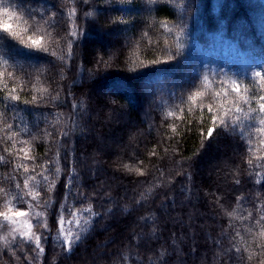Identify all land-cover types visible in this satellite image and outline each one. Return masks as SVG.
Wrapping results in <instances>:
<instances>
[{"label":"trees","instance_id":"1","mask_svg":"<svg viewBox=\"0 0 264 264\" xmlns=\"http://www.w3.org/2000/svg\"><path fill=\"white\" fill-rule=\"evenodd\" d=\"M6 3L0 0V7ZM248 5L247 0H156L153 4L24 0L36 15L21 26L29 28L27 34L50 32L59 40L49 42L50 52L57 55L25 48L0 32V58L7 62L0 63V72L7 67L14 73L21 96L13 110L0 104V122L7 120L20 130V139L36 137L32 141L36 164H44L56 181L50 194L54 201L48 212L50 225L65 196L73 211L91 205L97 213L94 217L83 213L91 219V228L82 233L84 238L71 253L54 238V229L42 261L34 264H260L264 260V249L257 247L261 241L248 231L259 228L256 221L264 212V160L256 159L264 156L259 143L264 137L256 133L249 152L230 131L217 128L211 139L201 135V129L210 126L206 105L220 88L218 80L227 86L235 79L241 94L248 88L264 95V80L254 75L259 71L264 76L260 57L264 46L255 36ZM73 8L76 16L70 20ZM10 10L20 12L15 4ZM41 12L46 18L55 14V29L40 20ZM73 20L80 29L75 37L68 35ZM11 23L15 28L16 21ZM181 30L183 51L169 59L167 52H175ZM4 82L11 86L14 81ZM42 88L48 92L42 93ZM197 90L207 98L203 124L198 108L189 113L181 103L182 97L186 101L189 92ZM57 92L59 98L52 99ZM4 95L0 90V97ZM33 95H43L45 101L32 103ZM252 106H257L255 100ZM45 131L52 136L46 138ZM7 146L0 142V155L7 157L3 151ZM247 159H253L252 166ZM69 177L72 184L66 186ZM17 182L23 186V175L13 172L11 164H0V187L15 191ZM65 216L73 219L67 212ZM65 228L77 230L70 223ZM0 264L27 262L16 259L0 240Z\"/></svg>","mask_w":264,"mask_h":264},{"label":"snow or ice","instance_id":"2","mask_svg":"<svg viewBox=\"0 0 264 264\" xmlns=\"http://www.w3.org/2000/svg\"><path fill=\"white\" fill-rule=\"evenodd\" d=\"M156 0H148L149 4L155 3ZM83 3L88 4L89 0H83ZM15 4L20 12L18 14L15 10H10V6ZM91 12H85V16H91ZM36 15L35 8H27L24 6V0H7V3L3 7H0V16L5 19H0V32L6 34L13 40H18L25 48L34 51H40L49 53V42L59 43L55 37H52L51 33L47 35H38L36 32L33 34H27L29 28L27 26L29 21ZM40 20L47 24L49 27L55 29V14L52 17L46 18L45 14L41 12L39 14ZM76 16V9L73 8L69 12V19L72 20ZM12 21H16V27L12 25ZM73 29L69 31V36H77L80 29L78 25H75L73 20ZM167 31L171 32L172 29L167 28V25H163ZM40 29H37V32ZM183 30L176 34L175 52L171 49L167 52L168 58H173L174 55H179L183 51V43L181 36ZM3 37H0L2 41ZM69 49V58L71 56L72 43L69 41L67 45ZM52 56H56V52L52 50L50 52ZM61 61L65 60L64 56H59ZM159 60H152L151 63H159ZM0 63L6 65V61L0 58ZM135 63V61H133ZM140 63L143 65L144 61ZM5 73L7 76L5 77ZM255 77H260L264 80L262 73L257 71L254 73ZM5 79L14 81L10 86ZM220 85L219 90L214 91L213 102L207 103V113L209 114L210 126L206 128V131L202 128L201 135L206 139H211L213 133L217 128L222 131H230L233 135H236L238 139L244 141L247 145L246 151L251 152L253 148V137L256 133H259L261 137H264V95L257 96L254 91L250 92L248 88L243 89L241 94L240 83L236 80H230L226 82L224 80H218ZM209 84V76H203V85L207 87ZM0 90L5 95L0 97V104L5 106L6 110H13L17 102H21V96L18 93V89L15 85L14 73L8 71L5 67L3 72H0ZM22 90V88L20 89ZM262 91H264V85H262ZM42 93L48 92L47 88L40 89ZM234 94V95H233ZM59 93L57 92L52 99H58ZM206 96L204 91L197 90L195 92H189L187 100L182 97L181 103L186 106V110L191 113L194 111V107L198 108L201 113V124L204 123V107ZM257 103L256 107L252 106V101ZM5 101L9 102L5 104ZM45 101V96L41 95L37 97L32 96V103H39ZM115 103V101H113ZM23 103H29L28 100H24ZM246 106L242 107L241 105ZM169 116L174 113L169 112ZM182 119V117H181ZM257 124L259 127H257ZM173 133L176 132V125L171 126ZM239 129V131H237ZM247 133V135H246ZM60 136H66L67 133L59 132ZM52 133L45 131V137H51ZM20 130L15 129L14 126L4 120L0 122V142L8 145L3 149L7 153V157L0 155V164L13 165V172L23 175V186L17 182L15 184V191L12 189H6L0 187V240H3L5 246L16 259H23L27 264H34V261L40 262L45 254V245L48 243L51 233L55 229L57 235L54 237L60 242L61 247H64L69 253L74 250V247L78 246L84 238L83 234H87L91 228V219H85L83 213H88L90 217L97 215L89 205L80 209L79 213L73 211L70 206H67V196L64 197V202L59 204L58 213L55 214L52 224H49L48 212L53 206V199L51 193L56 188V181L50 179L48 175V168L44 164H36V157L33 153L32 141L36 140V137H31L30 140L20 139ZM259 143L264 147V138L259 140ZM256 159L264 160V156L256 157ZM31 161V165L28 163ZM249 166L253 165V159H247ZM37 168L41 171L37 172ZM125 168L129 171H136L139 175H145V172L139 168L133 169L128 165ZM56 173H59L61 169L57 167ZM26 174V175H24ZM40 177L38 180L37 177ZM15 179V177H12ZM73 177H69L66 186L72 184ZM240 181L237 180V183ZM48 193L49 195H42ZM30 197V199H26ZM19 205H26V210H23ZM40 208L41 211L35 209ZM65 212L72 216V220H67ZM249 213V217H251ZM83 222V224L81 223ZM75 224L76 231L65 228V224ZM259 225L258 229L249 228L248 231L254 237H258L261 243L257 244V247L264 249V212L261 213L259 220L256 221ZM155 228L153 229V234ZM10 238V239H9ZM240 249L237 248V251ZM19 252L22 255L16 256ZM34 254V255H33ZM161 258L164 256V252L160 253ZM251 259V256H249ZM264 264V260L260 262Z\"/></svg>","mask_w":264,"mask_h":264},{"label":"rangeland","instance_id":"3","mask_svg":"<svg viewBox=\"0 0 264 264\" xmlns=\"http://www.w3.org/2000/svg\"><path fill=\"white\" fill-rule=\"evenodd\" d=\"M249 15L252 16L256 29L255 36L259 37L260 43L264 46V3L263 0H247ZM260 57L264 58V48H261ZM235 68V67H234ZM235 80V79H234Z\"/></svg>","mask_w":264,"mask_h":264}]
</instances>
